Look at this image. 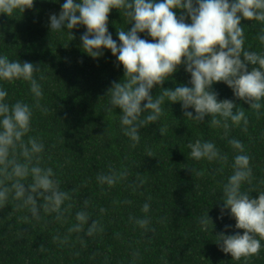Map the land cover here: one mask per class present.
Returning <instances> with one entry per match:
<instances>
[{
	"label": "trees",
	"instance_id": "1",
	"mask_svg": "<svg viewBox=\"0 0 264 264\" xmlns=\"http://www.w3.org/2000/svg\"><path fill=\"white\" fill-rule=\"evenodd\" d=\"M63 3L34 0L24 13L0 15V54L40 68L34 77L43 92L39 103L47 112L33 107L28 135L43 142L41 166L53 168L60 189L70 196L62 205V219L57 220V213L43 209L39 219H34L10 195L0 206V264H264V247L237 261L216 243L221 233L244 232L235 228L236 221L227 211L220 218L222 188L238 154L230 140H240L251 157L252 183H245L242 190H251L252 198L264 191V108L257 114L248 103L235 98L225 83L217 82L212 90L218 100H233L245 111L246 129L243 122L240 126L230 123L227 130L213 126L209 116L197 123L184 116L179 102L165 100L161 120L140 129V141L133 147L121 130V110H107L108 89L124 78L123 65L108 49L95 59L84 53L83 25L51 33L49 17L58 15ZM176 14L186 16L184 10H176ZM185 22L190 23V18L186 16ZM241 26L245 47L264 53L257 39L264 24L242 20ZM107 27L119 44L117 31L130 30L132 25L119 10L112 9ZM67 31L74 36L71 41ZM139 35L152 39L146 33ZM189 81L190 74L183 65L178 66L161 86L153 87L151 95L155 98L163 89L180 84L191 86ZM0 86L8 91L9 103L19 100L35 105L28 82L0 81ZM188 111L195 115L193 109ZM162 125L167 126L164 136L158 131ZM198 139L212 141L224 159H192L188 144ZM16 155L23 160L19 149ZM110 170L126 175L111 187L98 183V175ZM30 182V178L25 181L26 189ZM146 202L150 204L148 213L142 211ZM43 203L37 198L38 206ZM80 211L89 215V224L95 220L103 230L87 236L85 224L81 232L70 231ZM207 213L214 227L209 223L204 232L198 222ZM144 218L149 220L147 228L136 223Z\"/></svg>",
	"mask_w": 264,
	"mask_h": 264
},
{
	"label": "clouds",
	"instance_id": "2",
	"mask_svg": "<svg viewBox=\"0 0 264 264\" xmlns=\"http://www.w3.org/2000/svg\"><path fill=\"white\" fill-rule=\"evenodd\" d=\"M33 3L34 0H0V15L10 17L16 12L24 13ZM112 9L119 10L127 18V24L132 25L130 30L117 31L119 44L107 27ZM176 10H184L191 22H185V15L178 18ZM242 20L264 24V0H64L59 14L49 17V28L53 33L83 25L86 31L80 37L82 51L95 59L108 49L123 65L124 78L113 82L108 89L107 110H121V130L135 147L140 141V129L156 124L163 117L165 100L168 104L179 102L184 116L197 123L209 116L213 126L227 130L230 123L240 126L243 122L246 129L245 111L233 100H218V94L212 90L217 82L225 83L235 98L260 113L264 108V53L245 47ZM67 33L70 41L74 39L71 31ZM140 33H146L151 41L140 38ZM257 39L264 46V28ZM181 65L190 74L191 86L180 84L174 89H163L153 98V87L161 86ZM39 71L32 63L10 60L0 54V81L28 82L36 101L34 106L19 100L9 103L8 91L0 86V206L11 195L20 202L17 207L27 208L34 219H39L43 209L46 213H57L56 219L60 220L62 205L70 199L69 193L60 189L53 168L41 166L43 142L28 135L32 131L33 107L47 112L39 103L43 92L34 77ZM188 109H193L195 115ZM158 131L164 136L167 126H160ZM229 143L238 154L233 158L232 174L222 188L220 218L227 211L236 221L235 228L244 232L221 233L216 243L222 252L238 261L258 254L264 247L261 243L264 241V191H257L258 197L252 198L251 190H242L245 183H252L251 157L240 140L232 139ZM188 148L190 157L196 161L224 159L212 141L198 139L189 143ZM17 149L22 161L17 159ZM125 175L110 170L107 175H98L97 181L111 187ZM29 178L31 182L26 189L25 181ZM37 198H42L44 203L38 206ZM149 210L150 204L144 203L142 211L148 213ZM89 218L84 211L77 212V223L70 231L81 232L85 224H88L87 236L103 230L95 220L89 224ZM136 223L147 228L149 220L138 219ZM198 223L204 232L208 231L209 223L213 225L208 213Z\"/></svg>",
	"mask_w": 264,
	"mask_h": 264
}]
</instances>
